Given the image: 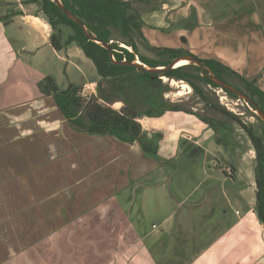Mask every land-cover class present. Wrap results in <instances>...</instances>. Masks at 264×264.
<instances>
[{
	"label": "crops",
	"instance_id": "1",
	"mask_svg": "<svg viewBox=\"0 0 264 264\" xmlns=\"http://www.w3.org/2000/svg\"><path fill=\"white\" fill-rule=\"evenodd\" d=\"M28 5L0 0V264H264V223L252 207L243 210L250 189L237 185L236 174L219 167L226 203L219 209L212 198L214 186L208 185L194 202L165 192L170 179L164 167H172L180 156L195 161L198 154H211L203 127L197 132V124H176L181 111L152 117L161 125L149 124L168 131L153 154L159 162H153L136 141L76 127L50 95L41 94L36 82L45 75L39 61L49 52V61L53 56L88 64V59L78 47L55 50L50 25ZM188 7L189 12L183 11ZM185 9L171 20L186 19L176 31H186L190 50L206 52L264 91V0L189 1ZM192 137L197 147L185 144L177 151ZM212 144L213 155L219 156L220 144ZM119 159L126 167L113 166ZM151 168L158 169L155 181L144 186L156 187L175 204L163 221L166 227L157 232L143 230L141 209L123 193ZM97 193L106 196L99 200ZM228 209L231 219L222 223ZM202 238L207 241L195 249Z\"/></svg>",
	"mask_w": 264,
	"mask_h": 264
},
{
	"label": "rangeland",
	"instance_id": "2",
	"mask_svg": "<svg viewBox=\"0 0 264 264\" xmlns=\"http://www.w3.org/2000/svg\"><path fill=\"white\" fill-rule=\"evenodd\" d=\"M129 1L132 2V9L129 11V13L136 16V21L142 23L140 29L134 31L132 35L137 46L138 55L157 59L160 58L157 52L164 47L182 48L193 53L190 50L191 48L187 46V42H183L180 45L181 37L177 38L179 33H182L181 35L185 37L187 35L186 31H176L179 26H185L184 23L186 19L178 18L176 22L175 20L171 19L179 16L181 13H184L177 10L183 7L185 9V6L189 1L196 5L201 0ZM173 5H177L176 8L172 9ZM27 7L29 11L35 13L39 12V14L43 16L36 4H30ZM190 10L191 8L188 7L183 11L189 12ZM62 30L64 36L70 35L73 32L69 26H62ZM116 38L118 39V45L120 47L132 51V48L124 43V38L118 35H116ZM69 46L78 47L74 43L70 44ZM192 50H194L193 54L200 58L211 57L207 55L206 52L202 53L200 49L192 48ZM49 53L47 57H43V63L39 61L41 63L39 70L43 75L54 76L59 90L65 89L70 83H76L77 85L79 84L82 86L80 94L87 99L98 95L99 92H109V83L106 79H103L97 74L92 61L88 58V64L77 63L76 59L75 61L71 60L70 62H67L66 60L60 61L53 56L49 61ZM135 61L137 63H141L139 59H136ZM188 70L191 69L188 68ZM82 76L85 77L84 80L82 79ZM225 78L231 86L244 91V82L236 75L226 73ZM160 79L162 83L169 86V91L163 95L164 100L170 103H175L180 108L184 109V111H181L180 114L175 116L177 117L175 118L177 120L174 119L175 123L180 124L184 123L185 121L188 127H190L191 123L197 124L195 126V131L197 132L201 127H203L204 133L201 134L204 137V145L207 149V152H211V154H208L207 158H205L202 154L196 155L195 161L186 156H180V158L175 160L172 167H164V173L170 179L166 182L167 187L165 188V192L167 191V193L173 194L176 197L175 200L194 202L205 194V189L208 187V185L214 186L212 198L219 209L221 208V205L226 206V203L223 202L224 198L222 197L220 191V185L224 184L222 179L223 173L220 168H222L223 172H226L225 170L228 168L231 175L236 174L238 186L243 189L248 186L250 189L248 190L250 194L248 198H244V200L242 199L243 210H245V207L247 209L252 207L253 212L257 216L254 193L256 192L255 170L258 159L257 152L254 148V142L264 148V134L262 132L260 117L253 111L252 107L243 98L230 96L222 88L206 84L198 78L192 77L190 80L203 90L205 100L201 99L195 93L192 86L183 80L174 79L175 81H180V83H186L189 86V92L183 93L182 95H177L176 92L178 91V87L171 84V79L164 76L160 77ZM91 80H96V83L98 82L99 85L95 83L93 86L88 85V87L85 88L83 82H89ZM90 87H94V93L89 92ZM222 96H226V98ZM129 99V101H126L122 96H119L115 101H112L110 105L115 109H119L124 105L128 106V104L132 105L133 103H136L138 105L137 109L141 113L138 120L143 131L157 149L160 146L162 147L164 144L160 143L163 141L162 139L167 135L168 131L166 132L155 126H152L148 121H151L157 125H161V123H159V118L152 119V117L161 116L167 112L169 113L170 110L164 111L161 114L156 111H152L151 114H149L150 110L147 109V106H143L139 101H133L131 97ZM199 116L214 124L217 130L215 131L212 127H209L206 122H203L200 119ZM176 124H172V126H170V130L175 128L173 126H176ZM242 125L247 128L251 135L247 133V130H245ZM173 135L174 132L172 133V136ZM216 138H219L222 141L220 144V150L218 152L219 156L213 155L214 151H216V148L213 147L212 141L216 142ZM192 140L196 141L197 138L192 137L190 140L185 139L186 142H184L182 145H179L177 147V151H180L185 144H189L193 148L197 147ZM145 155L147 156L148 160L150 159V161L159 162V159L154 157L153 154ZM130 157H133V159L136 161L137 157L135 154L131 153ZM206 160H208L207 163H205ZM124 165H126V161L122 162V159L117 160L113 164L116 169L126 167ZM157 170L158 169H149L144 176L138 177V179L135 181L131 180L129 187L123 190L124 195L129 196L128 201L133 203L134 207L141 209L140 215L141 212L143 213V217H141L142 228L146 232H157L165 228L166 223L163 224L165 216L170 213V211L173 209V206L175 205L174 203L167 202V197L160 194L156 187L148 188L147 186H144L147 184H152V182L155 181ZM105 196L106 195H102L100 193H97L96 195L97 199L99 200L103 199ZM115 199L118 200V203L123 202L122 199L118 197ZM247 201H249V204H247ZM122 204L124 206V204H127V201L125 200V202ZM218 209L217 211L220 213L221 210L219 211ZM217 211L215 212V219L218 220V216L221 215H218ZM230 219V210L228 209V215L224 217V221L223 218H221L220 221L222 223H228ZM171 222L172 220L168 223L170 224ZM218 228L219 225L217 229L212 230L213 234L219 230ZM261 232L264 233V226L261 228ZM206 241L207 240L204 238L200 239L195 249L204 245Z\"/></svg>",
	"mask_w": 264,
	"mask_h": 264
},
{
	"label": "trees",
	"instance_id": "3",
	"mask_svg": "<svg viewBox=\"0 0 264 264\" xmlns=\"http://www.w3.org/2000/svg\"><path fill=\"white\" fill-rule=\"evenodd\" d=\"M62 5L74 13L85 25L89 34L94 35L102 42L109 44L115 61H134L136 56L142 64L149 67L166 66L174 58L181 55H193L215 76L226 81L225 74L236 75L244 82V92L251 97L264 112V91L254 80L248 79L231 70L216 58H200L190 51L182 48L164 47L157 53L160 58L152 59L138 55L137 46L132 37L133 32L140 29L141 22L131 15L132 2L129 0H60ZM23 4H36L51 28L49 42L55 50H62L70 44H76L83 54L92 61L96 72L109 83V92L98 93L96 96L86 98L80 94L81 85L69 84L65 89L59 90L52 75H45L36 82V86L43 95H50L60 112L79 127L90 134H103L114 136L123 142H137L142 151L155 154L156 146L146 136L139 122L140 111L137 104H128L119 109L111 107L110 103L117 97L124 100L141 102L147 106L151 114L156 111L161 114L167 110L184 111L175 103L165 101L164 93L169 86L161 82L160 77L183 80L189 83L195 93L203 100L205 95L190 79L198 78L206 84L218 87L208 77V72L193 63L170 68L161 72H151L143 67L113 62L107 48L89 39L81 26L68 17L60 6L53 0H21ZM62 26H69L72 34L64 36ZM116 35L125 39V44L132 51L118 45ZM191 69V70H188ZM227 82V81H226ZM97 85L98 82L96 83ZM228 95L237 97L230 91L223 89ZM139 104V103H138ZM252 109L255 107L248 103ZM134 105V106H133ZM136 106V107H135ZM145 113V112H144ZM203 122L215 131L217 128L210 121L199 116ZM264 134V123L261 121ZM216 142L222 141L216 138ZM257 152L256 181V211L261 222L264 223V148L254 142Z\"/></svg>",
	"mask_w": 264,
	"mask_h": 264
},
{
	"label": "water",
	"instance_id": "4",
	"mask_svg": "<svg viewBox=\"0 0 264 264\" xmlns=\"http://www.w3.org/2000/svg\"><path fill=\"white\" fill-rule=\"evenodd\" d=\"M54 2H56L59 6L60 9L68 16L70 17L74 22H76L79 26L82 27V29L84 30L85 34L89 37L90 40L97 42L98 44H101L103 47L107 48L110 56L113 60L114 63L116 64H128V65H135L138 67H143L145 69H147L148 71L151 72H161L164 70H168L170 68H174V64L180 60V59H187L189 61V63H193L194 65L199 66L202 70L205 71H209L205 65L199 60L197 59L195 56L193 55H181L178 56L176 58H174L168 65L166 66H157V67H149L146 66L142 63H137L135 60L134 61H115L114 57H113V53H112V49L109 46V44L102 42L101 40H99L97 37H95L94 35L89 34V32L87 31V28L85 27V25L82 23V21L74 14L72 13L70 10H68L67 8H65L60 0H53ZM181 41L185 42L186 38L185 36H181ZM208 77L210 80H212L218 87L225 89L227 91L232 92L233 94H235L237 97L243 98L246 102L251 103L255 108L253 109V111L260 117L261 121L264 123V112L261 110V108L257 105V103L251 98L249 97L243 90H240L234 86H231L228 82L220 79L219 77L215 76L213 73H211L210 71L208 72ZM243 126V125H242ZM243 128L245 130H247V128L245 126H243ZM247 133L249 135H251V133L247 130ZM264 219V217H263Z\"/></svg>",
	"mask_w": 264,
	"mask_h": 264
},
{
	"label": "bare ground",
	"instance_id": "5",
	"mask_svg": "<svg viewBox=\"0 0 264 264\" xmlns=\"http://www.w3.org/2000/svg\"><path fill=\"white\" fill-rule=\"evenodd\" d=\"M188 63L189 61L187 59H180L174 64V67L182 66ZM170 81L172 85H175L178 87V91L176 92L177 95H182L183 93L189 92V86L186 83L184 82L180 83V81H175L174 79H171Z\"/></svg>",
	"mask_w": 264,
	"mask_h": 264
},
{
	"label": "built area",
	"instance_id": "6",
	"mask_svg": "<svg viewBox=\"0 0 264 264\" xmlns=\"http://www.w3.org/2000/svg\"><path fill=\"white\" fill-rule=\"evenodd\" d=\"M136 59H138L137 56H136ZM136 59H135V60H136ZM222 97H225V98H226V96H222ZM225 171H226L227 173L230 172L228 168H227Z\"/></svg>",
	"mask_w": 264,
	"mask_h": 264
},
{
	"label": "flooded vegetation",
	"instance_id": "7",
	"mask_svg": "<svg viewBox=\"0 0 264 264\" xmlns=\"http://www.w3.org/2000/svg\"><path fill=\"white\" fill-rule=\"evenodd\" d=\"M256 206V205H255Z\"/></svg>",
	"mask_w": 264,
	"mask_h": 264
}]
</instances>
